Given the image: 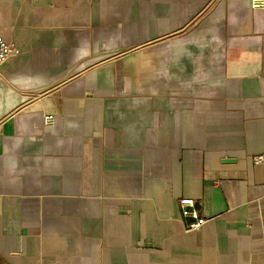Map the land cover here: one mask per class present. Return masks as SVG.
Wrapping results in <instances>:
<instances>
[{"label":"crops","instance_id":"0c3cea01","mask_svg":"<svg viewBox=\"0 0 264 264\" xmlns=\"http://www.w3.org/2000/svg\"><path fill=\"white\" fill-rule=\"evenodd\" d=\"M0 24V264H264V10L0 0Z\"/></svg>","mask_w":264,"mask_h":264},{"label":"built area","instance_id":"2783aa9c","mask_svg":"<svg viewBox=\"0 0 264 264\" xmlns=\"http://www.w3.org/2000/svg\"><path fill=\"white\" fill-rule=\"evenodd\" d=\"M252 9H262L264 10V0H251ZM12 44L7 41L5 36L1 31L0 24V69L1 65L14 53ZM55 114L53 112L44 114V123L50 125L54 122ZM263 159V155H258L254 158L256 163H259ZM182 216L188 218L189 221L186 224V229L198 230L207 221L208 218L202 216L200 209L198 207V202L191 197H182L179 200Z\"/></svg>","mask_w":264,"mask_h":264}]
</instances>
